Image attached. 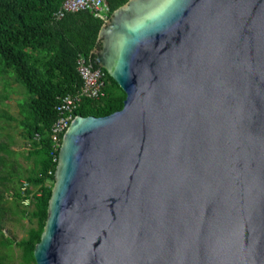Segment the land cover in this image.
<instances>
[{"label":"water","instance_id":"water-1","mask_svg":"<svg viewBox=\"0 0 264 264\" xmlns=\"http://www.w3.org/2000/svg\"><path fill=\"white\" fill-rule=\"evenodd\" d=\"M99 44L125 105L72 121L36 264H264V0H130Z\"/></svg>","mask_w":264,"mask_h":264},{"label":"trees","instance_id":"trees-1","mask_svg":"<svg viewBox=\"0 0 264 264\" xmlns=\"http://www.w3.org/2000/svg\"><path fill=\"white\" fill-rule=\"evenodd\" d=\"M63 1L0 0V264H36L60 153L52 138L58 107L83 88L80 57L100 69L94 51L105 22L88 10L57 19ZM128 1L105 0L108 19ZM102 71L103 95L83 99L74 118L123 110L126 92ZM14 86L26 90L16 102Z\"/></svg>","mask_w":264,"mask_h":264},{"label":"built area","instance_id":"built-area-1","mask_svg":"<svg viewBox=\"0 0 264 264\" xmlns=\"http://www.w3.org/2000/svg\"><path fill=\"white\" fill-rule=\"evenodd\" d=\"M86 10L93 12L96 17L101 18L104 22L109 20V9L105 0H64L56 18L62 19L67 13H78ZM77 64L84 85L81 91L74 96L64 98L58 107L61 116L52 130L56 150L61 149L64 136L75 119L74 111L81 101L85 98H100L105 87V73L101 68L94 69L84 57H80Z\"/></svg>","mask_w":264,"mask_h":264},{"label":"rangeland","instance_id":"rangeland-1","mask_svg":"<svg viewBox=\"0 0 264 264\" xmlns=\"http://www.w3.org/2000/svg\"><path fill=\"white\" fill-rule=\"evenodd\" d=\"M13 89H15L14 92H16V93L12 92V95H11L12 100H14V102H16V100L22 99L23 98L22 94L26 93V90L24 88L21 89V88H17L16 86H14ZM20 143H22V142H20ZM25 223H27V222H25ZM28 227H30V226H28ZM17 228L18 229L16 230V233H17L19 239H22L24 236H26V233L23 230H21L20 227H17Z\"/></svg>","mask_w":264,"mask_h":264}]
</instances>
